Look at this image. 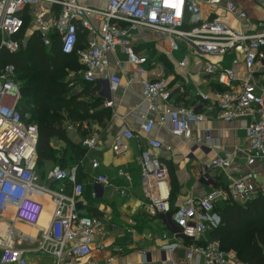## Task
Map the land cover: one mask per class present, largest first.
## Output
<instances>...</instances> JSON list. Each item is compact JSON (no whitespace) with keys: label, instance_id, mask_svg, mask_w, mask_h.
Here are the masks:
<instances>
[{"label":"built area","instance_id":"built-area-1","mask_svg":"<svg viewBox=\"0 0 264 264\" xmlns=\"http://www.w3.org/2000/svg\"><path fill=\"white\" fill-rule=\"evenodd\" d=\"M202 2L210 8L206 17L200 9ZM259 4L264 10V0H259ZM217 9L223 10L224 19L216 14ZM227 15L238 22L247 18L246 11L232 0H104L101 8L78 0H0V51L16 53L26 49L35 32L45 49L55 46L62 54L75 53L82 68L69 76L81 75L85 83L98 84L97 94L103 97L121 87L118 50L132 66L139 76L144 113L136 129L123 127L114 135L110 145L114 156L125 155L131 139L139 133L150 136L154 128L198 145L202 144V137L195 132L207 118L242 120L244 144L201 163L200 176L207 180L210 171L224 173L229 179L225 187H211L202 196L188 197L172 212L168 165L154 154L155 150L171 153L172 146L159 137H148L140 149L139 185L148 201L147 212L168 214V222L174 228L171 235L164 233L161 237L166 242L160 247L163 264H245L234 250L223 249L218 240H200L209 224L216 221L212 211L217 203L245 204L264 195V87L262 79L255 77L257 63L264 64V20L252 31H237L227 23ZM80 31L85 40L76 47ZM140 31L155 36L156 41L161 38L172 55L185 48L196 56H230L226 67L204 60L202 68L212 83L226 89L196 90L195 103L176 105L165 76H145L150 60L138 49L143 41ZM111 58H115L116 73L108 72ZM188 59L185 53L176 60L187 74ZM126 77L128 85L134 82L133 76ZM20 96L15 69L5 65L0 68V217L12 213L16 221L35 227L42 214L48 212V225L39 231L33 250L51 256L55 264H98L90 259L92 244L103 248L104 243L93 242V237L102 236L105 222L76 207L83 193V183L77 180V164H54L39 173L38 129L30 122L29 113L20 112ZM104 104L108 106L111 100ZM64 125L67 132L78 126L69 121ZM80 129L86 127L81 124ZM203 133L205 139L210 138V130ZM80 145L95 151L101 148V141L91 133L81 139ZM88 168L94 172L93 182L110 184L96 156L89 157ZM118 174L129 180L122 169ZM119 194L125 196V190ZM45 200L49 202L47 211ZM7 226L10 231L13 229L11 224ZM2 239L0 264H28L25 253L29 249L12 247ZM178 247L182 255L176 258L173 252ZM139 253L145 261L146 251Z\"/></svg>","mask_w":264,"mask_h":264},{"label":"crops","instance_id":"crops-1","mask_svg":"<svg viewBox=\"0 0 264 264\" xmlns=\"http://www.w3.org/2000/svg\"><path fill=\"white\" fill-rule=\"evenodd\" d=\"M99 1L102 2L101 7H103L104 0ZM232 1L241 5L247 14L246 20L242 22H238L231 16H226V21L230 26L239 28L237 31H252L257 28L259 21L264 20V10L261 8L259 0ZM78 2L101 8L95 6L92 0H78ZM200 9L203 16L209 15L210 8L208 5L202 2L200 3ZM216 14L220 19H224L223 10L217 9ZM138 35L143 38L138 49L150 60L145 76L148 78H155L160 75L165 76L176 105L182 103L184 105L185 101L194 99L193 95L196 90H205L208 87H212V80L202 72L204 59H201L200 56L193 54L194 56L188 59L190 72L187 74L176 63V60L181 55L187 54L185 48L182 49L181 53L172 55L164 45L161 46L163 50L158 51L155 36L150 33L140 31ZM149 44L154 45L152 54L146 51ZM161 55L165 56L167 64L163 61ZM116 59L120 62L119 70L122 71V73L117 74L121 87L116 92L106 93L105 97L100 96L101 106L106 109L108 115L101 122L93 120L83 121L82 125L86 127V130L75 129L69 132V135L76 142L81 141L86 135L83 132L86 131L87 134L98 135L101 141L100 149L95 151L86 150L83 154L81 162L85 163V167L78 174L80 181L83 183V193L78 198L77 204L80 206L79 211L81 213L92 214L100 217L105 222L102 236L93 237V242L101 241L104 243V247L96 248L92 244L90 259L98 264H163V254L160 247L166 242L161 237L164 233L171 235L174 228L168 222L166 215H151L147 212L148 201L142 194L139 185L138 157L140 149L145 147L148 137H159L163 142L172 146L173 150L171 153L155 150L154 154L168 165L171 205L176 206L188 197L202 196L211 187H218L219 182L221 183L223 180L226 183L228 182L229 179L224 173L211 171L206 175L207 180H204L200 176L201 163L213 158L223 150L236 146L240 147L244 144V131L241 128L242 120L235 119L231 122H223L215 118H207L197 126L195 135L202 137V144L198 145L191 141L173 137L162 128H154L150 136L145 133H139L137 137L131 139L129 141V150L125 155L114 156L110 150L114 135L123 127L136 129L139 122L142 121L144 113V104L140 98V84L137 81L139 76L135 74L132 66L126 63L125 57L119 50L116 53ZM218 60V64L221 66L226 67L229 65L230 59L228 56L221 58V60L218 57ZM116 71L115 58H111L108 72L116 73ZM123 71L126 76L134 77L133 83L129 85L126 83L127 77L124 76ZM74 82L82 84L84 81L79 75L76 76ZM79 87L80 85L73 88L77 90ZM185 90L187 95L177 102L175 100L176 96L180 93L184 94ZM107 99L111 100V104L108 106L104 104ZM69 123L76 124L70 121ZM205 129L210 130L209 139L204 137L203 131ZM90 156H96L99 159L101 172L109 178V185L101 186L93 182L94 172L88 168ZM119 169H122L128 175L129 180L125 176L118 174ZM122 189L125 190V196L119 194ZM48 203V200L44 201L46 211L49 209ZM48 221L49 215L48 212H45L42 214L38 226L34 227L31 234L27 232L19 236V245L17 247L25 249V247L20 245V243L24 242H27L25 245H34L32 248H27L29 251L25 253L28 264H55L51 256L33 250L39 231L47 227ZM115 248H120L121 251H114ZM141 251H146L145 261H143V257L139 253ZM173 255L176 258L181 256L182 249L179 247L175 248Z\"/></svg>","mask_w":264,"mask_h":264},{"label":"trees","instance_id":"trees-1","mask_svg":"<svg viewBox=\"0 0 264 264\" xmlns=\"http://www.w3.org/2000/svg\"><path fill=\"white\" fill-rule=\"evenodd\" d=\"M84 40L85 34L80 31L76 47H80ZM5 65H12L17 74L21 93L18 104L20 112L29 113L30 122L38 129V165L42 161H55L59 151L54 148V143L62 142L64 148L59 158L60 166L77 164V180L80 181L78 174L85 167L81 161L86 149L80 145V141L76 142L69 135L64 123H76V129H80L83 121L101 122L106 118L108 113L101 106V97L97 94L99 87L83 82L75 90L70 85L75 80L64 78L69 71L75 72L82 68L76 54H62L55 46L45 49L35 32L28 39L26 49L16 53L0 51V68ZM260 76V83L264 87V70ZM211 86L219 90L226 89L216 83H211ZM186 90L184 94L176 96L177 102L187 95ZM193 103L195 100L192 98L185 101L184 105ZM83 133L87 134V131ZM66 154L73 160L72 163L64 164ZM226 184L223 180L218 187H225ZM170 206L171 212L177 206L171 205V194ZM212 214L218 219L209 224L200 243L218 240L223 249L234 250L243 263L264 264V195H258L245 204L221 201L216 204Z\"/></svg>","mask_w":264,"mask_h":264},{"label":"rangeland","instance_id":"rangeland-1","mask_svg":"<svg viewBox=\"0 0 264 264\" xmlns=\"http://www.w3.org/2000/svg\"><path fill=\"white\" fill-rule=\"evenodd\" d=\"M92 2H94V5L95 6H99L101 7L102 6V2H100L99 0H92ZM232 26V25H231ZM232 28L234 30H237L239 28H236L235 26H232ZM157 49L158 51H162L163 49L161 48V46H163V42H161V38L160 40L157 41ZM154 45L153 44H149L147 45V50L149 53H153V47ZM188 57H193V53L189 52L187 53ZM161 58L163 59V61H166V58L164 55H161ZM201 59H204V60H208L210 62H213V63H218L219 60H218V57H214V56H206V57H202L200 56ZM221 60V58H220ZM264 61V60H263ZM256 74H258V79L261 80L262 77L260 76L261 72L264 70V64L262 62H258L256 67ZM72 71H69L68 73H71ZM76 76H69V74L66 75V77L64 78V80H75ZM19 82V81H18ZM78 85H81L80 82L76 83L74 81H72V86H78ZM70 87V85H69ZM76 141V140H75ZM54 148H56L58 152L57 154V157H56V160L55 161H42V163L40 165H38V171L39 173H44L45 170H47L50 166L54 165V164H58L60 165V161H59V158H60V155H61V150L64 148V144L62 142H55L54 143ZM68 155L66 154V157H65V162L64 164H69V163H72L73 160H70L68 157ZM2 223V224H1ZM12 225L13 226V229H11L10 231V227L7 226V225ZM18 230H17V228ZM34 227H31V226H27L23 223H14V225L12 224V216L10 214H5L3 215L2 217H0V238H4L2 239L3 241L2 242H5L6 244L8 245H11L12 247H17L19 244L18 242V239L20 238L19 236H21V234H25L27 232H30V234L32 233ZM10 231V235H9V232ZM13 240V242H12ZM12 242V244H11ZM24 242V241H23ZM27 242H24V243H20V245L22 247H25V248H32L34 245L33 244H27L25 245Z\"/></svg>","mask_w":264,"mask_h":264},{"label":"bare ground","instance_id":"bare-ground-1","mask_svg":"<svg viewBox=\"0 0 264 264\" xmlns=\"http://www.w3.org/2000/svg\"><path fill=\"white\" fill-rule=\"evenodd\" d=\"M10 215L12 216V214H10ZM12 220H13L14 223H19V221H16L15 218H13V216H12Z\"/></svg>","mask_w":264,"mask_h":264},{"label":"water","instance_id":"water-1","mask_svg":"<svg viewBox=\"0 0 264 264\" xmlns=\"http://www.w3.org/2000/svg\"><path fill=\"white\" fill-rule=\"evenodd\" d=\"M77 209L79 210V208H80V206H79V204H77ZM167 217H168V214H167ZM218 218L216 217V220H217Z\"/></svg>","mask_w":264,"mask_h":264}]
</instances>
